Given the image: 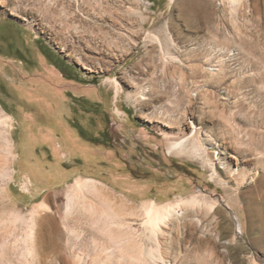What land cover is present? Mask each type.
<instances>
[{
    "label": "rangeland",
    "instance_id": "374dc122",
    "mask_svg": "<svg viewBox=\"0 0 264 264\" xmlns=\"http://www.w3.org/2000/svg\"><path fill=\"white\" fill-rule=\"evenodd\" d=\"M144 1L0 0V264H264V0ZM37 105L69 108L77 178L101 182L49 189V211L10 184L15 111ZM188 135L202 159L168 152ZM215 158L239 170L227 187ZM193 197L217 206L143 223V202Z\"/></svg>",
    "mask_w": 264,
    "mask_h": 264
},
{
    "label": "crops",
    "instance_id": "0c3cea01",
    "mask_svg": "<svg viewBox=\"0 0 264 264\" xmlns=\"http://www.w3.org/2000/svg\"><path fill=\"white\" fill-rule=\"evenodd\" d=\"M36 107L15 111L21 138L19 151L15 142L17 153L13 174L17 175V183L15 180L10 183L19 202L31 198L32 204L39 203L49 189L74 181L82 170L91 166L89 143L62 115L69 108ZM32 121L40 126L39 130H31L33 123H29ZM75 158L82 163L72 164Z\"/></svg>",
    "mask_w": 264,
    "mask_h": 264
},
{
    "label": "bare ground",
    "instance_id": "6f19581e",
    "mask_svg": "<svg viewBox=\"0 0 264 264\" xmlns=\"http://www.w3.org/2000/svg\"><path fill=\"white\" fill-rule=\"evenodd\" d=\"M231 1L234 2L236 0H231ZM169 2L172 3L173 0H169ZM83 67H84V69H86L90 72L94 71L93 68L91 66H88L87 64H84ZM114 83L116 84V86H118V83L116 81H114ZM116 98H117V92L114 95V99H116ZM116 110H117V113L120 115L119 110L118 109H116ZM3 114H4L3 121H6L8 123L11 122L12 118L10 117V115L5 113L4 111H3ZM193 136L188 135L179 141H173V142L169 143V146L167 148L168 152L169 153H175V154L181 155V156H183V155L184 156H192L193 158L197 157V158L202 159L203 156L200 153V150H201L200 146L197 143H195V141H192V142L190 141L193 139L192 138ZM8 144L10 146L9 150L11 151L12 146H14L13 141L8 139ZM15 158H16V155H15ZM204 162L210 167V169L212 171L211 178L217 179L218 183L222 186H225V187L229 186V182L235 181L236 180L235 178L239 176L238 175L239 170L229 169L228 165H226L225 163H221L219 161V158H215L214 161H211L209 159H205ZM12 172H14V170ZM10 178L12 179V176ZM75 184H76L77 190L79 189V191L84 190L86 187H88V185H90L93 190H96L95 185L101 184V182H99L95 179H92V178H76ZM182 205H188V206H193V207L194 206H203V205L206 206V205H208L209 209L213 210L217 206V201H213L211 203H206L204 201H200L196 197H193V198L187 199V200L180 198L178 204H173V203L160 204V203H157L155 200L151 199L149 201H145L142 203V210L144 212V222L143 223L148 225L149 228L156 229L158 227V229H159L161 222H164L165 219L169 218L177 206H182ZM34 207H36V209H37V207L41 208L43 211H49V207L46 205V203L44 201H40L39 203L34 204ZM34 207H32V208L34 209ZM69 210H70V204L67 205L66 212H69ZM34 212H36V211H34ZM111 213H112L111 215H114L112 217H119V212L111 210ZM103 215L105 216L106 214L103 213ZM112 217L107 216V219H111ZM32 225H33V223H32ZM120 226H122V225H120ZM237 229H239V228L237 227Z\"/></svg>",
    "mask_w": 264,
    "mask_h": 264
},
{
    "label": "built area",
    "instance_id": "2783aa9c",
    "mask_svg": "<svg viewBox=\"0 0 264 264\" xmlns=\"http://www.w3.org/2000/svg\"><path fill=\"white\" fill-rule=\"evenodd\" d=\"M143 3V7H142V10L144 12H147V13H154V3L153 2H150L149 0H145ZM209 71H215V66H212L209 68Z\"/></svg>",
    "mask_w": 264,
    "mask_h": 264
}]
</instances>
